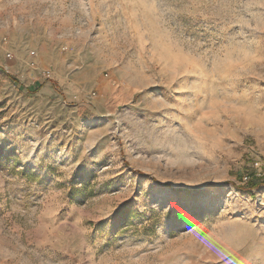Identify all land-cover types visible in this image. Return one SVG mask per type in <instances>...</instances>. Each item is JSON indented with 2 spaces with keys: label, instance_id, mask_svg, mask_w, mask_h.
<instances>
[{
  "label": "rangeland",
  "instance_id": "1",
  "mask_svg": "<svg viewBox=\"0 0 264 264\" xmlns=\"http://www.w3.org/2000/svg\"><path fill=\"white\" fill-rule=\"evenodd\" d=\"M262 174L264 0H0V264H264Z\"/></svg>",
  "mask_w": 264,
  "mask_h": 264
},
{
  "label": "trees",
  "instance_id": "2",
  "mask_svg": "<svg viewBox=\"0 0 264 264\" xmlns=\"http://www.w3.org/2000/svg\"><path fill=\"white\" fill-rule=\"evenodd\" d=\"M34 87V86H33ZM34 89L36 90V91H38L40 88H37L36 89V87H34ZM31 90H32V88H31ZM254 178V177H253ZM255 181L254 180H251V182L247 185V187H245L244 189H247L248 191H252V189H254L255 187H257V185L254 183ZM262 182H263V184H264V179L262 180ZM262 182H259V183H262Z\"/></svg>",
  "mask_w": 264,
  "mask_h": 264
},
{
  "label": "built area",
  "instance_id": "3",
  "mask_svg": "<svg viewBox=\"0 0 264 264\" xmlns=\"http://www.w3.org/2000/svg\"><path fill=\"white\" fill-rule=\"evenodd\" d=\"M258 177H264V174H262V175H257ZM246 180H249V178H246Z\"/></svg>",
  "mask_w": 264,
  "mask_h": 264
},
{
  "label": "bare ground",
  "instance_id": "4",
  "mask_svg": "<svg viewBox=\"0 0 264 264\" xmlns=\"http://www.w3.org/2000/svg\"><path fill=\"white\" fill-rule=\"evenodd\" d=\"M153 44H154V43H153ZM153 44H152V45H153ZM157 45H158V44H157ZM155 46H156V45H155ZM158 48L160 49V47H158ZM154 49H155V48H154ZM154 49H152V50H154ZM155 51H156V49H155ZM161 52H162V51H161ZM158 53H159V52H158ZM167 59H168V58H167ZM162 61H163V60H162ZM168 63H169V62H168Z\"/></svg>",
  "mask_w": 264,
  "mask_h": 264
}]
</instances>
